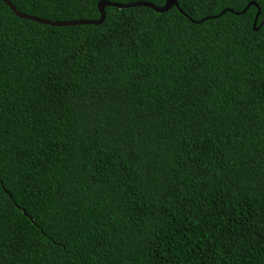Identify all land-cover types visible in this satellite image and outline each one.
I'll return each instance as SVG.
<instances>
[{"label":"trees","instance_id":"16d2710c","mask_svg":"<svg viewBox=\"0 0 264 264\" xmlns=\"http://www.w3.org/2000/svg\"><path fill=\"white\" fill-rule=\"evenodd\" d=\"M177 3L0 0V264H264V0Z\"/></svg>","mask_w":264,"mask_h":264},{"label":"water","instance_id":"95a60500","mask_svg":"<svg viewBox=\"0 0 264 264\" xmlns=\"http://www.w3.org/2000/svg\"><path fill=\"white\" fill-rule=\"evenodd\" d=\"M1 1L5 2L10 7V9L13 11V13L15 15H17L18 17L26 18V19L34 20V21H37L40 23L54 25V26H66V25H73V24H99L105 18V8L103 10H101L100 1L97 3V7H98V10L100 13L99 18H97V19H78V20H68V21H53V20H48V19H42V18L32 16V15H27V14L22 13L21 11L17 10V8L14 6V4L10 0H1ZM107 5L115 6L118 8L130 7V6H146V7L152 8L153 10H155L157 12H164L172 6L179 7L177 0H175V2L171 4V6H169V0H165V3L162 6H156L153 3L147 2V1H138V2L125 3V4L107 1ZM249 5L257 6L255 1H251L246 5V7L243 9V11H245ZM259 12H260V9L258 7L257 12H256L255 17H254V21H253V29L254 30L257 29L256 23H257V17L259 15ZM205 19H207V17L199 20L198 22H201ZM23 212L26 213L24 210H23Z\"/></svg>","mask_w":264,"mask_h":264},{"label":"snow or ice","instance_id":"6c2138e0","mask_svg":"<svg viewBox=\"0 0 264 264\" xmlns=\"http://www.w3.org/2000/svg\"><path fill=\"white\" fill-rule=\"evenodd\" d=\"M49 3H54L56 0H48ZM175 0H169V6L174 3ZM107 6V0H100V8L103 10Z\"/></svg>","mask_w":264,"mask_h":264}]
</instances>
